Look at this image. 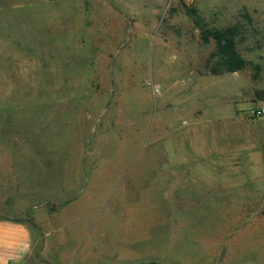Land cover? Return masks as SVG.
I'll use <instances>...</instances> for the list:
<instances>
[{
    "label": "rangeland",
    "instance_id": "obj_1",
    "mask_svg": "<svg viewBox=\"0 0 264 264\" xmlns=\"http://www.w3.org/2000/svg\"><path fill=\"white\" fill-rule=\"evenodd\" d=\"M227 26L249 64L217 72L202 31ZM262 109L264 0H0V219L49 249L264 264Z\"/></svg>",
    "mask_w": 264,
    "mask_h": 264
},
{
    "label": "crops",
    "instance_id": "obj_2",
    "mask_svg": "<svg viewBox=\"0 0 264 264\" xmlns=\"http://www.w3.org/2000/svg\"><path fill=\"white\" fill-rule=\"evenodd\" d=\"M38 1L68 2L73 0ZM172 163L182 164L181 161ZM221 165L223 166L222 162ZM36 228L35 225L22 218L0 219V264H16V262H21V264H109V259L119 260L121 264H157L154 261L145 262L142 258L126 259L123 255L111 254L110 251L107 252L106 249L100 247L98 249L95 235L86 234L87 232H84L80 238L84 240L81 246H67L66 242L62 241L56 249H49L47 245L41 246L37 238L36 241L31 240L32 230L37 231ZM105 232L102 237L112 234L110 229ZM130 233L131 230H124L123 236ZM102 257L105 260H101Z\"/></svg>",
    "mask_w": 264,
    "mask_h": 264
},
{
    "label": "trees",
    "instance_id": "obj_3",
    "mask_svg": "<svg viewBox=\"0 0 264 264\" xmlns=\"http://www.w3.org/2000/svg\"><path fill=\"white\" fill-rule=\"evenodd\" d=\"M237 28L227 26L223 29H203L202 39L204 41L214 40L216 43V55L219 58L220 68L218 72H236L244 69L249 62L237 49ZM259 68V66H256Z\"/></svg>",
    "mask_w": 264,
    "mask_h": 264
},
{
    "label": "built area",
    "instance_id": "obj_4",
    "mask_svg": "<svg viewBox=\"0 0 264 264\" xmlns=\"http://www.w3.org/2000/svg\"><path fill=\"white\" fill-rule=\"evenodd\" d=\"M263 111H264V109H262V110H259V111H258V113H261V112H263Z\"/></svg>",
    "mask_w": 264,
    "mask_h": 264
},
{
    "label": "water",
    "instance_id": "obj_5",
    "mask_svg": "<svg viewBox=\"0 0 264 264\" xmlns=\"http://www.w3.org/2000/svg\"><path fill=\"white\" fill-rule=\"evenodd\" d=\"M203 71V70H202Z\"/></svg>",
    "mask_w": 264,
    "mask_h": 264
}]
</instances>
